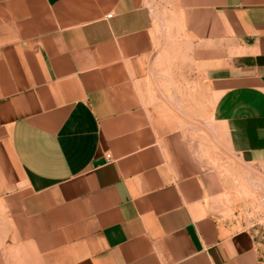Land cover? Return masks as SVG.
Here are the masks:
<instances>
[{"label": "crops", "instance_id": "obj_1", "mask_svg": "<svg viewBox=\"0 0 264 264\" xmlns=\"http://www.w3.org/2000/svg\"><path fill=\"white\" fill-rule=\"evenodd\" d=\"M248 175L264 0H0V264H264Z\"/></svg>", "mask_w": 264, "mask_h": 264}, {"label": "rangeland", "instance_id": "obj_2", "mask_svg": "<svg viewBox=\"0 0 264 264\" xmlns=\"http://www.w3.org/2000/svg\"><path fill=\"white\" fill-rule=\"evenodd\" d=\"M221 208L229 219L255 233L264 261V194L255 179L248 175L243 186L233 189Z\"/></svg>", "mask_w": 264, "mask_h": 264}, {"label": "built area", "instance_id": "obj_3", "mask_svg": "<svg viewBox=\"0 0 264 264\" xmlns=\"http://www.w3.org/2000/svg\"><path fill=\"white\" fill-rule=\"evenodd\" d=\"M111 16H112V14H108V15H107V17H111ZM107 159L110 160V159H111V155L108 154V155H107Z\"/></svg>", "mask_w": 264, "mask_h": 264}]
</instances>
